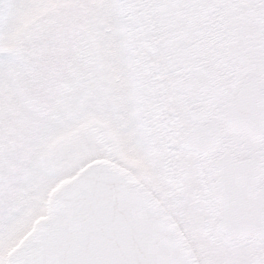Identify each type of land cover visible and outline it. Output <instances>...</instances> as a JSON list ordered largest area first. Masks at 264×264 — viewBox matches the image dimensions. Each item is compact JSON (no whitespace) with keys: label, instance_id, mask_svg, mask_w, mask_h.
I'll return each instance as SVG.
<instances>
[{"label":"snow or ice","instance_id":"snow-or-ice-1","mask_svg":"<svg viewBox=\"0 0 264 264\" xmlns=\"http://www.w3.org/2000/svg\"><path fill=\"white\" fill-rule=\"evenodd\" d=\"M0 264H264V0H0Z\"/></svg>","mask_w":264,"mask_h":264}]
</instances>
